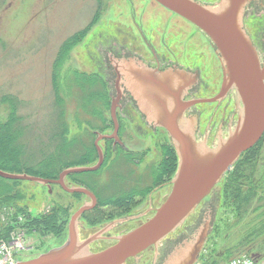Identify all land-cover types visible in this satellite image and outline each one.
I'll return each instance as SVG.
<instances>
[{"label": "rangeland", "instance_id": "obj_1", "mask_svg": "<svg viewBox=\"0 0 264 264\" xmlns=\"http://www.w3.org/2000/svg\"><path fill=\"white\" fill-rule=\"evenodd\" d=\"M129 2L135 11L143 6L153 7L155 12L160 7L151 0H0V97L17 96L21 100L19 113L24 116L22 123L36 125L38 117L51 107L55 83L56 91L69 94L68 134L77 135L76 144L80 148L73 156L86 159V163L96 157L93 142L97 136L85 122L98 124L101 133H112L114 128L112 95H104L102 78L106 80V77H98V73L104 75L103 55L98 49L106 37L110 43L114 42L111 19L121 10H127ZM253 9L247 6L243 11V25L263 61L264 6L255 5ZM175 21L170 18L169 23ZM178 22L183 23V20L179 18ZM190 32L187 25L186 34ZM204 39L202 59L188 61L200 69L202 83L200 90L190 94V98L213 96L219 82L212 53ZM187 41L188 46L192 41L199 42L193 35ZM187 54L193 53L188 51ZM111 57L113 54L109 56L113 61ZM82 72L89 73L95 80L85 81L81 76L86 74ZM66 85H72L73 93ZM74 94L86 96L88 105L99 108V112L88 118L84 110L77 107ZM233 96L229 92L219 104L199 103L188 110L189 115L196 118L197 140H203L208 133L206 141L211 146L217 136L227 135L236 122L229 124L227 120ZM8 114V103L1 105L0 122L5 121ZM117 118V133L128 152L112 145L111 140H101L105 164L94 174L77 176L96 187L100 201L82 215L85 231L80 230V239L97 231L88 225H105L114 218L117 225L113 232L123 233L134 228L153 214L171 189L177 157L174 162L164 152L169 141L166 131L132 127L125 119L122 121V117ZM224 178H227L225 183H229L223 196ZM168 180L170 184H161ZM48 189L45 185L22 180L10 191L17 196L15 201L0 203V233L6 236L21 231L27 244L32 246V250L19 259L31 258L39 252L36 251L39 247L46 250L60 244L68 233L71 215L85 199L57 184L50 187L49 193ZM18 209L21 210L18 212ZM199 233L207 234L194 264H229L233 258L252 255L254 264H264V132L253 146L241 153L237 163L230 166L181 225L156 247L148 248L126 264H161L175 248L192 242Z\"/></svg>", "mask_w": 264, "mask_h": 264}, {"label": "water", "instance_id": "obj_2", "mask_svg": "<svg viewBox=\"0 0 264 264\" xmlns=\"http://www.w3.org/2000/svg\"><path fill=\"white\" fill-rule=\"evenodd\" d=\"M196 25L210 39L219 59L222 79L218 92L211 97L184 100L173 91L154 94L148 102V114L158 121L170 137L177 155V166L171 179V190L154 214L133 229L116 237V241L97 251L88 246L98 233L80 239L77 231L79 216L94 207V196L82 187H68L64 177L73 171L94 170L103 155L98 145L102 138L117 140L115 100L111 104L114 128L110 134H98L95 145L98 159L89 166L68 167L56 180L26 173L0 169V176L8 179L32 181L50 186L55 181L67 192H82L92 202L80 206L71 216L68 236L64 243L50 248L31 259L15 264H125L150 246L157 244L174 231L195 210L198 203L211 191L242 152L253 146L264 132V61L243 26L244 6L249 0H219L205 4L197 0H155ZM188 79L189 74H186ZM234 89L241 102L237 121L225 137L220 135L209 146L206 139H196V118L185 115V110L196 103L220 102ZM147 97V98H148ZM121 220V219H119ZM117 221V220H116ZM206 234L199 233L192 242L175 248L161 264H193Z\"/></svg>", "mask_w": 264, "mask_h": 264}, {"label": "flooded vegetation", "instance_id": "obj_3", "mask_svg": "<svg viewBox=\"0 0 264 264\" xmlns=\"http://www.w3.org/2000/svg\"><path fill=\"white\" fill-rule=\"evenodd\" d=\"M151 1L160 6L155 9V12L154 9H152L153 7L143 6L138 7L140 9L135 11L130 5L131 2H129L127 10H121L115 15V19H111L112 23L110 26L115 32L113 39L114 42L110 43L109 38L106 37L103 44H101L98 49V51L103 55L104 62V68L102 70L104 75L98 73V77H106V80L103 78L102 80L105 83L106 94L110 93L115 100L114 103L115 110L117 112V121V117H122V121L125 119L126 124L129 126L148 127L152 130H157L158 128L162 129V127L158 124V121L152 117V113L148 114L149 108L147 106L150 100L154 101V98L152 96L148 97V95V98L145 96L152 91L155 92L154 94L159 95V93H161V95H164L165 91L168 92L172 90L173 93L180 94L182 99L186 100L190 98V94L194 95L200 90L202 86L199 72L200 69L197 65L188 61L202 59V38H206L204 40L207 41L209 45L208 47L212 53L213 67H216L215 69L218 75L217 82H219L215 93L219 90L221 84V69L214 47L203 31L176 12L162 6L157 1ZM199 1L206 4H215L219 0ZM255 5L260 7L262 5L264 6V0H249L244 6V11L247 6L255 9ZM125 8H127V6H125ZM157 11L159 13L155 16ZM170 18H175L177 21L169 23ZM179 18L183 20V23L178 22ZM106 25L107 22L104 26ZM187 25L191 30L189 35L186 34ZM192 35L193 38L197 39L199 42L197 43L196 41H192L189 43L190 46H188L187 39H189ZM112 51L114 53H111ZM188 51L193 54L188 55ZM110 54H113L114 56L111 57L114 58L113 61H110L109 59ZM82 73L89 75V73L87 74L86 72ZM186 74H189L191 77L188 79ZM230 92H232L235 96L231 97L232 111L227 117L229 124L234 122V120H237L241 108V102L238 99L235 90L232 89ZM185 113L187 114L189 112L186 111ZM94 133L98 136L101 132H99V130H94ZM205 136L207 137L208 133H206ZM117 137V140L113 138H102L98 142L101 140H111L112 145L120 146L124 153L128 152L122 141L119 139L118 133ZM93 143L96 149V157L94 160L89 163L84 162L73 164L70 167L89 166L96 163L98 159V151L95 141ZM170 144L169 140L168 146L172 147ZM114 149H116V147ZM102 155L103 158L99 166L100 168L105 164L106 160L103 148ZM99 167L94 170L73 171L64 177V183L68 187H82L91 192L95 199L94 207L100 202L98 200L99 193L96 190V187L93 185L91 186L85 182V180H81L77 176L83 174L85 177L86 174H94L100 170ZM59 173L55 178H52V180H56ZM164 183L170 184L169 180L161 184ZM55 184L61 187V185L55 181L50 183V187ZM155 188H152V190ZM71 194H78L82 196V200L85 198L79 207L92 202L90 196L85 193L71 192ZM151 196L148 199L149 204H151ZM85 212L86 211H84L78 218V235L81 233L80 230L84 229V224L81 222V219ZM115 219L116 218L110 219L108 222L106 221L107 223L105 225L98 226L92 224L87 226L88 228L97 229V231L95 230V232H93L94 234L98 233V237L89 243L88 248L90 250L95 251L107 247L115 242L117 236L122 234V232H113V229H115V226L117 225V219ZM68 224L69 221L67 223V232ZM67 234L68 233H66L65 239L67 238ZM65 239H63L60 244H62ZM106 242H108V244H105ZM52 246L54 247V245ZM36 251L39 252L35 253V255L43 252L44 250L42 247H39ZM35 255H32L31 257Z\"/></svg>", "mask_w": 264, "mask_h": 264}, {"label": "trees", "instance_id": "obj_4", "mask_svg": "<svg viewBox=\"0 0 264 264\" xmlns=\"http://www.w3.org/2000/svg\"><path fill=\"white\" fill-rule=\"evenodd\" d=\"M81 78L85 81L95 80L89 75H83ZM99 84L101 89H103L101 80ZM66 86L73 93L71 91L72 85ZM55 88L56 85L54 83V92L50 107L52 109H48L45 114L42 113L38 117V123L36 125H25L22 123L24 116L19 113L21 100L17 96L7 98L3 95L0 97V106H6L7 103L9 105L8 116L5 121L0 122V169L52 179L62 169L68 168L73 164L85 162L86 159L73 156L75 152L80 151V148L76 144L77 135L69 136L68 134L69 110L67 99L69 94L65 95L64 93H60ZM104 95L106 96V93ZM74 97L77 99V107L80 110H84V113L89 116L88 118L99 112V108L88 105L89 101L86 96L74 94ZM85 124L91 131L101 129L98 124L92 125L89 122H85ZM166 147L164 152L169 159L176 162V155L173 148L170 146ZM20 181L22 180L8 179L0 176V203L15 201L14 199L17 196L10 194V191ZM226 181L227 178H224L222 183ZM228 183H225L223 186V196ZM20 210L18 209V212Z\"/></svg>", "mask_w": 264, "mask_h": 264}, {"label": "built area", "instance_id": "obj_5", "mask_svg": "<svg viewBox=\"0 0 264 264\" xmlns=\"http://www.w3.org/2000/svg\"><path fill=\"white\" fill-rule=\"evenodd\" d=\"M20 220L23 216L18 217ZM7 233V232H6ZM3 234V232H2ZM0 233V264H15L24 253L32 250V246L27 244L26 237L21 231H16L11 235ZM27 256V255H26ZM229 264H254L249 257L233 258Z\"/></svg>", "mask_w": 264, "mask_h": 264}]
</instances>
